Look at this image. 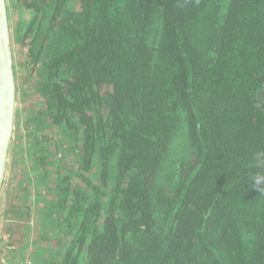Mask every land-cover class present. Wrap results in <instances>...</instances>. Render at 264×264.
I'll return each instance as SVG.
<instances>
[{"label":"trees","instance_id":"trees-1","mask_svg":"<svg viewBox=\"0 0 264 264\" xmlns=\"http://www.w3.org/2000/svg\"><path fill=\"white\" fill-rule=\"evenodd\" d=\"M8 1L30 262L264 264V0Z\"/></svg>","mask_w":264,"mask_h":264},{"label":"rangeland","instance_id":"rangeland-1","mask_svg":"<svg viewBox=\"0 0 264 264\" xmlns=\"http://www.w3.org/2000/svg\"><path fill=\"white\" fill-rule=\"evenodd\" d=\"M15 8L9 3V24L15 22ZM11 27V26H10ZM13 58L18 73L17 108L15 130L10 150L9 167L0 194V264H29V251L38 244L36 229L39 213L36 198L40 196L32 173L28 170V159L24 148L27 139L26 107L30 97L23 94L28 79L22 63L19 46L13 44ZM59 134H55V137ZM54 150V148H53ZM66 160V157L62 158ZM69 159V157H68ZM68 163H71V161ZM72 165V163H71ZM25 255V257H24Z\"/></svg>","mask_w":264,"mask_h":264},{"label":"water","instance_id":"water-1","mask_svg":"<svg viewBox=\"0 0 264 264\" xmlns=\"http://www.w3.org/2000/svg\"><path fill=\"white\" fill-rule=\"evenodd\" d=\"M257 98L264 103L261 94ZM16 83L13 40L6 0H0V194L9 167L10 150L15 130Z\"/></svg>","mask_w":264,"mask_h":264},{"label":"clouds","instance_id":"clouds-1","mask_svg":"<svg viewBox=\"0 0 264 264\" xmlns=\"http://www.w3.org/2000/svg\"><path fill=\"white\" fill-rule=\"evenodd\" d=\"M250 166L256 170L250 178L251 185L264 195V151L253 154Z\"/></svg>","mask_w":264,"mask_h":264},{"label":"crops","instance_id":"crops-1","mask_svg":"<svg viewBox=\"0 0 264 264\" xmlns=\"http://www.w3.org/2000/svg\"><path fill=\"white\" fill-rule=\"evenodd\" d=\"M6 7H7V12H8V19H9V1L6 0ZM16 10V9H15ZM15 17L17 18V12L15 13ZM15 18V20H16ZM14 70H15V67H14ZM15 83H16V97H17V100H18V94H20V90H18V73L16 72L15 70ZM17 100H16V113H15V121H16V116H17V111H18V108H17ZM36 246V245H35ZM33 249V248H32ZM31 249V250H32ZM30 250V251H31ZM25 257V255H24ZM26 258H29L28 256ZM24 262V259L22 260L21 258L19 259L18 261V264H23ZM29 264H32L31 262Z\"/></svg>","mask_w":264,"mask_h":264},{"label":"built area","instance_id":"built-area-1","mask_svg":"<svg viewBox=\"0 0 264 264\" xmlns=\"http://www.w3.org/2000/svg\"><path fill=\"white\" fill-rule=\"evenodd\" d=\"M30 263V262H29Z\"/></svg>","mask_w":264,"mask_h":264}]
</instances>
